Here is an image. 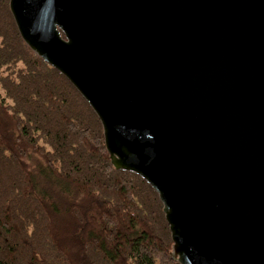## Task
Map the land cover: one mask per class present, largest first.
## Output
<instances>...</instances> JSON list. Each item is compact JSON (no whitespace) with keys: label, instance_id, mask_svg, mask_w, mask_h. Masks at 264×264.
<instances>
[{"label":"water","instance_id":"water-1","mask_svg":"<svg viewBox=\"0 0 264 264\" xmlns=\"http://www.w3.org/2000/svg\"><path fill=\"white\" fill-rule=\"evenodd\" d=\"M25 44L154 189L179 264H264V0H10Z\"/></svg>","mask_w":264,"mask_h":264},{"label":"trees","instance_id":"trees-1","mask_svg":"<svg viewBox=\"0 0 264 264\" xmlns=\"http://www.w3.org/2000/svg\"><path fill=\"white\" fill-rule=\"evenodd\" d=\"M0 0V264H179L159 195Z\"/></svg>","mask_w":264,"mask_h":264}]
</instances>
